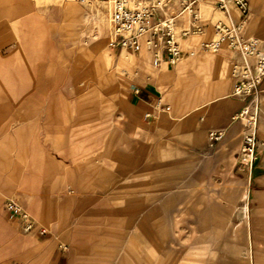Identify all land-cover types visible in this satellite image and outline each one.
<instances>
[{"label": "rangeland", "instance_id": "1", "mask_svg": "<svg viewBox=\"0 0 264 264\" xmlns=\"http://www.w3.org/2000/svg\"><path fill=\"white\" fill-rule=\"evenodd\" d=\"M62 4L0 0V264H57L59 252L67 249L66 255L70 254L72 233L79 223L90 240L100 232L109 234L124 213L119 197L135 190L145 192L154 181L159 182L160 200L175 193L180 201L174 226L176 264H250L251 257V264H264V175L257 177V170L264 168L262 154L254 164L247 204L244 185V190L238 188L243 201L212 207L221 220H215L218 215L215 221L209 220L210 215L203 222L182 220L190 195L198 193L184 188L198 176L187 171L189 167L185 172L174 165L183 162L188 150H174L171 139L183 133V118L199 103L182 101L179 95L186 80L214 83L213 75L196 72V79L189 70L201 55L225 60L218 73L222 80L217 82L222 92L203 96L229 94L233 83L227 50L156 69L147 53L139 58L108 48L104 4L95 0H62ZM203 10L212 21L230 22L211 3ZM29 18L31 25H26ZM24 36L30 39L25 41ZM210 37L211 27L190 41L198 44ZM88 64L91 86L67 101L76 104V109L63 112L68 120L26 119L27 107H42L40 101L29 99V86L38 87V81L47 78L52 87L43 89L45 97L58 96L72 89L69 84L62 87L59 80L72 76L74 69L81 73ZM263 85L264 81L260 87L264 100ZM129 87L148 94L152 115L129 101ZM219 102L225 105L230 99ZM53 107L62 111L61 105ZM258 129L259 124L256 135L264 152ZM193 154L203 155L201 151ZM246 167L240 158L234 176L246 181ZM9 198L25 208L34 225L32 232L9 217L4 208ZM192 209L200 212L198 206ZM87 246L93 248L95 243L83 247ZM98 246L110 248L102 242Z\"/></svg>", "mask_w": 264, "mask_h": 264}, {"label": "crops", "instance_id": "2", "mask_svg": "<svg viewBox=\"0 0 264 264\" xmlns=\"http://www.w3.org/2000/svg\"><path fill=\"white\" fill-rule=\"evenodd\" d=\"M61 1L49 0V2L63 7ZM232 15L233 21H239L240 17L235 10L232 11ZM246 20L248 36L259 37L264 40V0H251V10ZM30 23L31 19L29 18L26 20V25ZM29 39L24 36L23 40ZM190 45L195 46L197 42L190 41ZM222 63L225 64L224 59L204 55L192 61L189 70L193 77H195L194 73L196 72L211 74L213 75L214 83L205 82L200 84L201 82L198 79L200 83L195 84L186 80L184 90L179 95L182 101L199 103V108L193 110H199L197 114H193V111H191L183 118L181 124L183 133L174 135L171 139L174 150L175 148L188 150L184 152L183 162L174 163V165L182 166L185 172L187 167H189L191 169L187 171H192L198 176L196 181H193L189 187L184 188L191 191L197 190L198 193L195 195L191 194L189 205H186L188 202L185 204L186 208L184 213H182L183 221L203 222L208 220L206 215H210L209 220H221L220 214L218 215L214 212L212 207L233 205L238 201H243L239 198L238 188L241 187L244 190V185L245 203L247 204L249 200V189L251 187L249 178L246 177L245 181L234 176V170L239 163V159L241 158L243 162L246 161L244 156L240 157V155H243L242 138L246 127L231 122V117L241 109L242 103L229 96L233 87L226 96L216 95L211 99H206L203 96L204 94L222 92V85L220 86L217 83L222 80L218 75ZM77 72L74 69L72 76L65 80L62 78L59 80L62 87L69 84L72 89L71 91L60 92L58 96L53 94L45 97L43 89L52 87L51 81L47 78L46 80L38 81V87L35 85L29 86L31 89L28 90L30 92L29 99L40 101L42 107L39 110L33 106L27 107L26 119L68 120V116L63 115V112L66 114L70 108L76 109V104L72 106L67 101L85 94V91L91 86L89 81L91 68L89 64L84 71H81V73ZM22 85L26 89V81ZM138 89L141 90V93H135L134 87H129L127 98L137 108L142 111H150L147 114L152 115L153 111L148 102V94L144 90ZM205 99L206 102L202 103ZM222 99H230V102L223 105L219 102ZM57 104L61 105L62 111H54L53 106ZM263 128L264 100L262 99L258 129L259 138L262 141H264ZM214 130H224L226 135L221 142L209 147L207 135ZM196 151H201L203 155L194 156L193 153ZM260 154H262L260 160L263 163L264 152L260 150L258 155L260 156ZM173 172L175 173V170ZM263 175L264 168L257 170L258 178ZM158 190L159 182L154 181L150 183V187L148 186L145 192L135 190L134 192H126L124 197L120 196L119 206L120 209L124 208V213L118 216L119 224L112 226L110 233H107V235L104 232L98 233L94 241L90 240L89 236L84 237V227L79 223L72 233L73 239L70 254L66 255L67 249L59 252L57 254V264H176L174 256L176 230H174V226L179 216V213H176V205L179 206L180 201L176 200L175 193L168 194L165 200H160ZM177 197H179V194ZM184 197L186 198V195ZM259 204L262 203L260 202ZM192 206H198L200 212L197 213L196 209H192ZM215 215H218V218L215 219ZM247 232V237L250 241L252 237L251 230L248 229ZM93 242L95 247H83L85 244L90 245ZM100 242L103 245H109L110 248L99 249L98 244ZM160 254L162 255L161 259ZM249 263H253V257H251V262Z\"/></svg>", "mask_w": 264, "mask_h": 264}, {"label": "built area", "instance_id": "3", "mask_svg": "<svg viewBox=\"0 0 264 264\" xmlns=\"http://www.w3.org/2000/svg\"><path fill=\"white\" fill-rule=\"evenodd\" d=\"M95 1L107 7L108 48L139 58L147 53L156 69L175 66L181 60L198 54L227 50L233 83L229 96L242 103L241 109L231 117V122L250 129L243 139V155L251 182L254 164L261 150L256 134L262 106L260 87L264 81V40L246 34L251 0ZM209 3L230 22L212 21L203 10V6ZM233 10L238 13L239 21H233ZM210 27L212 37L195 46L190 45V40L205 35ZM134 92L139 93V89H134ZM225 135L224 130L210 131L208 146L221 142ZM4 208L9 217L23 225L27 232L33 231L31 218L19 201L6 199Z\"/></svg>", "mask_w": 264, "mask_h": 264}, {"label": "bare ground", "instance_id": "4", "mask_svg": "<svg viewBox=\"0 0 264 264\" xmlns=\"http://www.w3.org/2000/svg\"><path fill=\"white\" fill-rule=\"evenodd\" d=\"M249 131H250V129L246 127V131H245V133H244V136H245ZM244 136H243V137H244Z\"/></svg>", "mask_w": 264, "mask_h": 264}]
</instances>
